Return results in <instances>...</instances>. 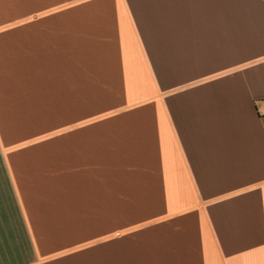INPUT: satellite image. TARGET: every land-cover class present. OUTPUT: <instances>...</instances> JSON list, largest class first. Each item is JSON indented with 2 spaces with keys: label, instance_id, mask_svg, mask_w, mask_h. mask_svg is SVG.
<instances>
[{
  "label": "crops",
  "instance_id": "0c3cea01",
  "mask_svg": "<svg viewBox=\"0 0 264 264\" xmlns=\"http://www.w3.org/2000/svg\"><path fill=\"white\" fill-rule=\"evenodd\" d=\"M0 159V264H264V0H0Z\"/></svg>",
  "mask_w": 264,
  "mask_h": 264
},
{
  "label": "rangeland",
  "instance_id": "374dc122",
  "mask_svg": "<svg viewBox=\"0 0 264 264\" xmlns=\"http://www.w3.org/2000/svg\"><path fill=\"white\" fill-rule=\"evenodd\" d=\"M10 187L7 181L6 173L0 159V222L5 221V217L8 219V216H15L14 211L11 206L13 203L11 201ZM9 208V215H6V209ZM9 221V220H8Z\"/></svg>",
  "mask_w": 264,
  "mask_h": 264
}]
</instances>
